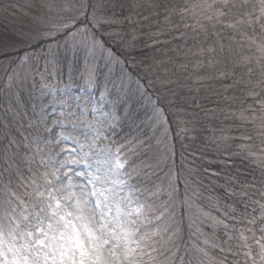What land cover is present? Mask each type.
Masks as SVG:
<instances>
[{
    "label": "snow or ice",
    "instance_id": "snow-or-ice-1",
    "mask_svg": "<svg viewBox=\"0 0 264 264\" xmlns=\"http://www.w3.org/2000/svg\"><path fill=\"white\" fill-rule=\"evenodd\" d=\"M0 14V264H264V0Z\"/></svg>",
    "mask_w": 264,
    "mask_h": 264
},
{
    "label": "rangeland",
    "instance_id": "rangeland-1",
    "mask_svg": "<svg viewBox=\"0 0 264 264\" xmlns=\"http://www.w3.org/2000/svg\"><path fill=\"white\" fill-rule=\"evenodd\" d=\"M7 2H12V0H7ZM19 2H20V3H23L24 0H19ZM2 19H3V16H2V14H0V20H2ZM3 71H4L3 65H0V76L3 75ZM68 147H73V145H71V144L69 143ZM82 167H83V166H81V168H82Z\"/></svg>",
    "mask_w": 264,
    "mask_h": 264
}]
</instances>
